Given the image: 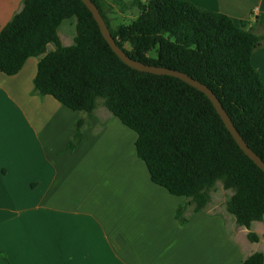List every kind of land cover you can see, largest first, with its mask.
<instances>
[{
  "label": "trees",
  "instance_id": "1",
  "mask_svg": "<svg viewBox=\"0 0 264 264\" xmlns=\"http://www.w3.org/2000/svg\"><path fill=\"white\" fill-rule=\"evenodd\" d=\"M117 45L132 59L186 73L208 86L237 131L264 161V82L252 63L264 46L248 23L182 0H148L138 15L114 28L100 0H92ZM122 1V0H120ZM76 20L72 46L59 29ZM50 44L55 50L48 52ZM40 57L34 93L50 96L85 115L68 148L84 140L99 100L137 136V156L157 186L188 203L176 213L189 223L211 202L221 183L232 195L226 203L235 223L251 230L264 220V172L239 147L210 99L171 76L139 72L111 49L81 0H24L22 9L0 30V73L17 75L30 58ZM249 241L260 238L248 233ZM242 264H264L256 252Z\"/></svg>",
  "mask_w": 264,
  "mask_h": 264
},
{
  "label": "crops",
  "instance_id": "2",
  "mask_svg": "<svg viewBox=\"0 0 264 264\" xmlns=\"http://www.w3.org/2000/svg\"><path fill=\"white\" fill-rule=\"evenodd\" d=\"M23 1L0 0V30ZM182 1L264 36V0ZM40 60L0 73V264H242L254 254L246 242L257 222L244 229L227 210L188 205L189 223L180 225L177 209L188 201L152 182L137 134L104 104L70 150L85 115L34 93ZM252 63L264 82V46Z\"/></svg>",
  "mask_w": 264,
  "mask_h": 264
},
{
  "label": "water",
  "instance_id": "3",
  "mask_svg": "<svg viewBox=\"0 0 264 264\" xmlns=\"http://www.w3.org/2000/svg\"><path fill=\"white\" fill-rule=\"evenodd\" d=\"M85 6L89 9L92 13L95 21L97 22L102 35L104 36L105 40L111 47V49L119 56V58L131 68L143 72L149 73L154 75L160 76H171L182 81L186 82L187 84L191 85L192 87L196 88L197 90L204 93L214 105L217 113L221 117L222 121L224 122L225 126L239 145V147L243 150V152L264 172V161L248 146L245 140L242 138L240 133L237 131L234 123L232 122L231 118L223 108L222 104L220 103L219 99L213 93V91L206 85L202 84L201 82L195 80L194 78L190 77L186 73L172 70L169 68L151 66L148 64H144L142 62L136 61L129 57L124 50H122L116 43L115 39L112 36V33L103 18L100 10L98 9L97 5L92 0H81Z\"/></svg>",
  "mask_w": 264,
  "mask_h": 264
},
{
  "label": "rangeland",
  "instance_id": "4",
  "mask_svg": "<svg viewBox=\"0 0 264 264\" xmlns=\"http://www.w3.org/2000/svg\"><path fill=\"white\" fill-rule=\"evenodd\" d=\"M125 1V2H124ZM100 0L101 5L103 6L107 16L109 17L111 24L114 28H116L119 25H128L136 19L138 15L137 10V4L139 2H145L146 0ZM70 24H76L75 19H71L68 21H65L62 26L60 27V39L62 40V43L64 46H72L74 44L75 40V28L73 25L70 26ZM69 29H72V34H69ZM55 45L50 44L48 47V51L55 50ZM99 104H103L102 100H99ZM232 194V191H226L221 183H218L217 186L211 191V202L210 206L215 211L225 212L226 210V203L228 199L230 198ZM264 229V221L261 223H255V225L252 227V232L257 233L259 235H263L262 230ZM246 251L247 253H256L261 252L264 253V237L262 236V239L259 243H251L250 241L246 242ZM217 260L218 261H224L225 259H221V252L218 248L217 251ZM235 264V261H233Z\"/></svg>",
  "mask_w": 264,
  "mask_h": 264
}]
</instances>
